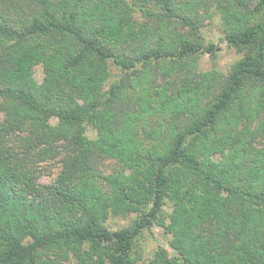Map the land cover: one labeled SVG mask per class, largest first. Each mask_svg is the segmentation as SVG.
<instances>
[{
	"label": "trees",
	"instance_id": "obj_1",
	"mask_svg": "<svg viewBox=\"0 0 264 264\" xmlns=\"http://www.w3.org/2000/svg\"><path fill=\"white\" fill-rule=\"evenodd\" d=\"M0 264H264V0H0Z\"/></svg>",
	"mask_w": 264,
	"mask_h": 264
},
{
	"label": "rangeland",
	"instance_id": "obj_2",
	"mask_svg": "<svg viewBox=\"0 0 264 264\" xmlns=\"http://www.w3.org/2000/svg\"><path fill=\"white\" fill-rule=\"evenodd\" d=\"M203 35L207 40H212L215 44L220 46V49L216 52L215 57L211 54L205 53L202 56V67L203 68H220L226 70L231 63L241 57V53L229 45L225 40H223V33L221 30V23L219 17H215L213 20H207L205 26L202 29ZM113 75L120 73V70L112 66ZM35 76L38 80H41L43 76V70L38 67L35 70ZM88 134L93 135L94 130L91 126L88 127ZM61 164L58 161H50L43 163V167L47 172H44L40 178L42 182L52 181L60 168ZM170 210V208H168ZM136 215H130L127 217H111L108 221V225L112 228H118L128 225ZM169 219L167 220V222ZM172 233L169 232L164 225L154 224L150 229L143 231L140 237V245L143 252L144 259L151 258L154 251L158 246H163L168 249L171 256H177L178 251L171 245Z\"/></svg>",
	"mask_w": 264,
	"mask_h": 264
}]
</instances>
